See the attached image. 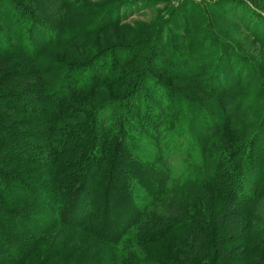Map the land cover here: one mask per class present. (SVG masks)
Instances as JSON below:
<instances>
[{
  "label": "rangeland",
  "instance_id": "obj_1",
  "mask_svg": "<svg viewBox=\"0 0 264 264\" xmlns=\"http://www.w3.org/2000/svg\"><path fill=\"white\" fill-rule=\"evenodd\" d=\"M2 1V3L0 2V9L3 12L10 11L9 2L7 0ZM44 1L46 2L45 5L48 4L45 10L50 13L51 17L60 13V21L64 28H67L68 32L78 31L79 34L67 42H57L56 35L53 39L54 33L51 32L53 36L49 38L50 40L42 43L40 40L50 35V32L40 31L37 35V44H34V49L40 50L36 54V62L41 67L45 64L48 67L50 65L56 67L53 69L42 68V71L35 77L32 74H22L14 68V63L16 64L20 57H11L9 60L0 57V94L17 92L19 95L26 94L28 98L33 100L42 98L41 94L36 93L35 90L42 88V86L44 89H47L48 86H54V81L60 76L63 77L65 65L89 62L94 57V73L89 75V72L85 70L86 66L82 65L83 71L79 74V78L83 79L82 82H90L96 79L98 84L95 88L83 93L75 90L73 86L78 83V81L76 82L77 75L76 78L72 76L64 90L67 92H65L66 95L64 93L63 99L55 97L54 100L45 101L46 106L51 105L47 108H52L53 111L57 107L56 104L59 103V107L63 103L62 108L66 112L72 110L73 113L70 117L67 114L60 119L63 121L62 123L72 124L78 117L85 114L89 104H96L98 107L109 101L112 103L120 102L134 85L137 76L140 75V78L141 73L145 72L147 77H152L151 74L154 73V76L160 81L159 84H153V87H148L149 89L147 88L148 90H144L143 93L138 84V93H142L138 103L137 100L126 102L127 109L132 108L136 112L140 110V113L144 114L138 117L135 112V116L139 120H133L131 123L120 120L118 108L113 117L107 118L106 112L111 107L100 111L97 118L98 123L100 122L99 119L102 118L101 125L104 129L101 138L106 136L104 138L108 139L112 146L115 141L121 139L123 143H120V150L124 151V154L137 155L135 159L138 158V160L133 159L128 165H125V168L131 170L134 166L136 174H139L141 179L153 180L152 183L146 184L144 182L141 185L145 193V203L155 199L154 193H151L148 187L152 188L157 184L158 191L161 189L163 200L154 205L157 210L159 209L161 215L157 216L150 211L143 212L146 222L141 225V231L147 234L155 232L160 228V225H164L166 215L175 219L200 217L205 221H208L210 216L211 219L221 217V222H215L216 224L220 222L215 227V236L223 237V242L226 240L225 243L219 248L218 246L214 247L211 234H209L208 241L200 243L196 240L191 242L190 246L197 247L194 249L197 250V254L200 253L196 255L195 251H190L196 260L195 264H224L226 263L225 254L229 256V253H231V260L228 263L232 261L234 264H248L249 260L242 263L241 257L236 255L241 252V247L235 246L238 241L236 238H241L242 235L248 239L250 253L252 252L253 255L258 253L259 262L255 263L264 264V217H259L257 221H249L246 216L247 220L233 217L223 209L224 202L217 197L205 196L200 202L186 207L182 200L178 201L177 199L181 191L180 181L184 180L181 170L185 169L186 164L180 161L181 156L178 153L169 155L166 153L167 157L159 156L156 153L162 140L168 138L170 128L180 131L187 127L189 131L187 135L189 134L191 141L192 134L196 148L198 147L193 134L201 136L203 143L206 137H210V135L221 130L218 126L215 127V124H219L218 120L228 123L218 135V139L220 137L226 142H241L257 132L260 126L259 120L262 118H259V114L262 113V116L264 114V0ZM103 14L106 16L108 14L107 19L111 22H105L104 25L106 24V26L103 29L94 32L96 20ZM15 16L16 14L12 11L9 19L13 22L16 19ZM115 17L117 18L116 22L113 20ZM3 19L4 16L0 15L1 22ZM206 26H210L211 29ZM5 30L19 34L24 41H26L29 32L27 28L22 27L17 30L13 24L10 29L5 28ZM221 41H226L229 46L222 45L223 47H221ZM105 49L108 52L103 54L102 51ZM219 54L223 55L222 58L220 57L223 63L224 57H227L229 61L227 63L229 76L226 77L225 83H221V86L220 83L216 85L213 80L210 81L209 79L210 68H213V63ZM96 56L99 58L96 59ZM194 57L200 62L207 59L208 64L206 62L201 71L198 68L194 69V78H190V71L187 72V70H190V59H194ZM51 61H54L55 64H51ZM98 63L99 65L102 64L103 70L97 69ZM146 66L148 69H145ZM157 70L167 73V75L164 76ZM201 72L205 76L208 75V78H202ZM94 74L95 76H93ZM163 86L170 90L175 97L180 96L183 105H190V119L186 112L177 111L180 107L175 105L174 96L168 95ZM148 92L153 98L155 107L160 105L156 113L155 108L152 109V106L145 101ZM34 105H38L37 100ZM144 105L145 108H143ZM34 109V114L16 113L11 117L10 120L19 118L28 124L26 127L18 129L17 132L25 130L27 132L34 127L50 124L44 116V112H40V107L37 106ZM205 109L210 112L211 120L204 117L206 115L204 114ZM0 113L8 112L0 108ZM213 114L217 115L218 118L212 117L215 116ZM190 120L194 122L191 124ZM196 120H202V123H196ZM147 126L156 131L155 135L148 132ZM119 128L122 131H119ZM68 135V133H62L60 138ZM257 136L258 140L264 143V123L261 124V130L258 131ZM148 138L151 140L148 141ZM36 141L37 143H32L33 146L41 144L43 149L50 151V147L47 148L50 146L49 142H42V138ZM133 141H136L134 147ZM58 144L61 146L65 143L55 139L54 146H58ZM190 144L192 149L186 147L185 163L188 161L195 163L193 162L196 159L195 155L193 156L190 152L197 149L192 145V142ZM179 146L184 149L185 143L183 142ZM136 149L139 154H136ZM176 149L177 151L182 150L181 148ZM28 155L29 158H35L33 154ZM32 160L27 162L17 159L9 162L8 159H5L1 163L3 165L1 170L8 174L17 175L19 178L33 179L34 181L44 177L46 181H44L45 179L40 180L42 186H34L33 190L38 195L51 193L52 191L49 190L51 183L47 182L50 177L47 174L31 173L36 169ZM46 161L48 162V160ZM167 172H170L169 176L172 175V177L181 174L177 179L173 178L174 180H172L165 177L164 174ZM130 185L131 181L128 180L125 186L129 187ZM34 201L37 202V199L34 198ZM142 201L143 199L140 197L137 199L132 197L133 203L131 205L139 209ZM88 208H90V204L86 203L84 214H86L87 221L93 220L99 226L101 221L97 222L93 216V209L89 210ZM144 208L143 210H148L151 206L146 204ZM31 212H33V207L29 204L7 205L0 203V218L8 219V221L4 220L5 223L0 230V248L5 251L0 252V257L5 256L0 258V264H105L103 262L113 255V251L98 243L97 239L73 230H67L61 226H55L46 232L37 230L36 227L33 230L31 226L38 224V227L42 226L47 222L46 218L50 216L37 211L34 215L39 223L37 221L34 225L33 221H31L33 223L28 221ZM124 213L126 215V212ZM97 217L100 219V216ZM116 217L117 215L112 213L111 222ZM156 217H160V222L156 226H151ZM111 222L108 224L110 225ZM241 225H247V234L241 231ZM4 227L7 232L3 230ZM21 230H25L21 233L24 235H19ZM99 232L105 238L113 234L110 228H105L103 232ZM212 236L214 237L213 234ZM226 237L227 239H225ZM28 240H31L32 244H30L31 247L29 246L26 257L24 256L17 263H11L10 261L19 258L20 255L13 253V258L8 260L7 256L11 255L8 253L10 251L6 250L8 243H11L14 250L20 251L17 246L19 245L18 242ZM170 243V241L162 239V241L145 245V250L155 258L151 263L160 262L162 259L178 262V259L188 254L181 249H175L178 247L172 246ZM188 245L186 241L182 247L186 248Z\"/></svg>",
  "mask_w": 264,
  "mask_h": 264
},
{
  "label": "trees",
  "instance_id": "obj_2",
  "mask_svg": "<svg viewBox=\"0 0 264 264\" xmlns=\"http://www.w3.org/2000/svg\"><path fill=\"white\" fill-rule=\"evenodd\" d=\"M7 1L9 2L11 10L3 12V10L0 9V15L4 16L3 21H0V57L5 60H9L11 57H20L17 63H14V68L22 74H32L34 77L42 71V68H55L56 66L52 65H50L49 68L46 64L41 67L36 62V54L40 51L38 48L34 49V44H37L36 40L38 33L40 31H49L51 35V32H53V39L56 35L58 39L57 42H67L75 35L79 34L78 31L74 30V32H68L67 28H64L60 21V13L55 17H51L50 13L45 10L48 4L45 5L46 2L44 0ZM0 2L2 3L3 1L0 0ZM12 11L16 14V19L13 22L9 19V15ZM107 17L108 14L107 16L103 14L96 20L94 32L106 26L104 23L109 21ZM113 20L116 22L117 18L115 17ZM12 24L16 26L17 30H19V27L27 28L29 31L28 40L26 39V41H24L19 34L12 33L11 31L7 32L5 30V28L10 29ZM206 27L211 29L210 26ZM4 32H7V34H4ZM50 35L43 37L41 40L39 39L40 42H48L50 40L49 38L53 36ZM220 45L221 47H223L222 45L226 47L229 46L226 41H221ZM106 52H108L106 49L102 51L103 54ZM222 56L223 55L219 54V57L216 58L213 63V68H210L211 74H209L210 81L213 80L216 85L220 83V86L221 83L226 82V77L229 76V70L227 68V63L229 62L228 58L224 57L225 61L223 63L221 60ZM97 58H99V56H96V59ZM50 63L55 64L54 61ZM94 63L95 59L93 57L89 62L78 65H65L63 77L60 76V78L56 79L54 81V86H48L47 89H44L42 86V88H37L35 90L36 93H40L42 96V98H36L38 102L36 106L34 105L36 100L28 98L26 94L19 95L17 92L0 94V108L8 112L3 114L0 113V150H2L0 151V203L7 205L29 204L33 207V212L30 213L28 221H33L34 225H36L38 221L34 215L37 211L50 216L46 218L47 222L42 226L38 227L39 224L37 226H31L33 230L36 227L37 230L40 229L46 232L55 226H61L67 230H73L97 239L99 241L98 243L107 246L108 249L113 251V255L103 262L105 264H195L196 260L190 251H195L196 255L200 253L197 254V250L194 249L197 247L190 246L191 242H195L196 240L200 241V243L208 241L209 234H211L214 247L218 246L219 248L225 243L226 240L223 242V237L215 236V227L221 222V217L211 219L212 217L210 216L209 220L205 221L200 219V217H183L175 219L166 215L164 225H160V228L156 230L157 232L155 231L148 234L142 232L141 225L146 222L143 212L150 211L154 212L157 216L161 215L158 211L159 209L157 210L154 206L158 201L161 202L163 200V198H161V189L158 191L156 188L157 184L155 187H148L150 192L154 193L155 199L145 203V193L141 185L144 182L146 184L152 183L153 180L141 179L140 175L136 174V168H134V166L131 170L125 168V165H128L133 159L135 161L138 160V158L135 159L137 155L124 154V151L120 150V143H123L121 139L115 141L112 146L109 140L104 138L106 136L101 138V133L104 129L101 125L102 118L99 119V123L97 122L100 111L109 107H111V109L106 112L107 118L113 117L118 108V112L120 113L118 117L120 120L128 123H131L133 120H139L135 116L136 110L126 108V102L137 100L138 103L139 97L144 90L148 87H153V84H159L160 81L154 76V73H150L152 77H147L145 72H142L143 74L141 73L140 78V75L137 76L134 85L130 91L125 94L126 97L120 100V102L112 103L109 101L98 107L96 104H89L85 114L78 117L72 124H65V122L62 123L63 121L60 120L67 114H69L68 117H70L73 113L72 110L71 112L63 110V103L61 107H59L60 103L56 104L57 107L54 109L55 111H53L52 108H47L51 105H45V101L54 100L55 97L63 99L64 93L67 92L64 90L68 82L71 81L72 76L76 78L77 75L76 82L78 81V83L73 86L75 90L83 93L84 91H91L95 88L98 84L95 81L96 79L90 82H82L83 79L79 78V74L83 71V67L81 66H86L85 70L89 72V75H92L95 71ZM205 63L208 64L207 59L201 62L195 60V57L194 59H190V70H187V72L190 71V78H194L193 70L198 68L200 69L199 71H201L203 65H206ZM101 66L102 64L99 65L98 63L97 69L101 68L103 70ZM145 69H148V66H146ZM157 71L164 74V76L167 75V73H163L160 70ZM201 74L200 76L202 78H208V75H203V72H201ZM93 76H95V74ZM62 78L63 80H61ZM138 84L140 85L139 88L142 90V93H140L141 95L138 93ZM163 87L168 95H173L170 90L165 88V86ZM42 89L44 90L42 91ZM179 97L174 96L173 98L175 105L180 107L177 111L180 112L181 110L186 112L187 117L190 119V105H183ZM152 99L149 92L146 93L145 101L148 105L152 106V109L155 108L156 113L160 105L155 107ZM42 102L44 104H41ZM37 106L40 107V112H44V116H46L50 124L47 126L41 125L34 127L31 130H27V132H25L26 130L17 132L18 129L26 127L28 124L27 122L21 121L19 118L10 120L11 117L16 113L34 114V108ZM143 108H145V105ZM136 114L138 117L144 115L140 113V110L137 111ZM204 114H206L204 117L211 120L210 112L205 109ZM41 115L43 116V113ZM212 117L218 118L217 115ZM259 118H261V120H259L260 126L257 132L248 139L237 143L226 142L220 137L218 139V135L224 130L223 127L228 124L218 120L219 124H215V127L218 126L221 130L210 135V137H206L203 143L201 141V136L193 134L198 148H196L193 143L192 134L190 141L189 134L187 135V133H189L187 127L182 128L180 131L173 128L169 129L168 138L162 140L160 148L156 153L159 156L165 157L171 153H178L181 156L180 161L186 164L185 169L183 168L181 170L184 180L180 181L181 191L178 197L176 195L178 201L182 200L187 207L200 202L205 196L210 198L217 197L224 202L223 209L228 211L229 215L233 217L244 220L246 216L249 221H257L259 217H264V143L258 140V136L256 137L258 131L261 130V124L264 123V114L262 116V113H260ZM190 122L192 124L194 121L190 120ZM197 122L201 124L202 120H196V123ZM147 128L150 134L155 135V130H152L150 126H147ZM106 131L108 130L106 129ZM119 131H122V129L119 128ZM62 133H68L69 135L60 138ZM142 137L147 138L145 136ZM41 138L43 139L42 142L50 143V146L47 148L50 147L49 149L52 153L47 149H43L41 144H39V146L32 145V143H37L36 140ZM117 138H119V136H117ZM55 139H59L60 142L62 141L65 144L54 146ZM149 140L151 139L148 138V141ZM181 142L185 143L184 149L179 146L182 145ZM191 142L197 149L190 152L193 156L195 155L196 159L193 161L195 163H190L189 161L185 163L186 147L192 149ZM132 143L134 147L136 141ZM175 148H181L182 150L177 151ZM166 153H168V155ZM28 154H33L35 158H29ZM136 154H139L137 153V149ZM5 159H8L9 162L17 159L30 162L29 160L33 159L32 163L36 165V169L31 173L47 174L50 177L47 182L52 185H49V190L52 192L43 195H38L34 192V186H42L40 180L45 179L44 181H46L44 177L34 181L33 179L19 178L17 175L8 174L1 170L3 168L1 163L3 160L5 161ZM46 160H48V162ZM142 170L144 171V168H142ZM133 174H135V176H133ZM164 175L167 179L172 180H174L173 178L177 179L179 177V175L174 177H172V175L169 176L170 172ZM128 180L131 181V185L126 187L125 183ZM132 197L133 199H137L138 197L143 199L139 209L131 205V203H133ZM34 198L37 199V202L34 201ZM86 203L90 204L89 210L93 209V216L97 219V222H99V220L101 221V224L99 222V226L96 225L93 220L87 221V217H85L86 214H84ZM146 204L150 205L151 208L143 210ZM126 205L127 207H125ZM35 207L38 209L37 211ZM124 212H126V215ZM112 213L117 215L116 219L112 220L113 222L110 220ZM97 216H100V219ZM247 218L245 219L247 220ZM4 220L8 221V219L4 217L0 218V230L1 227H3V223H5ZM160 220V217H156L151 226H156ZM216 221L220 222L216 224ZM109 222H111L110 225L108 224ZM241 226V231L247 234V225ZM105 228H110L111 231H113V234L108 238L102 237V233L99 232H103ZM3 230L7 232L5 227ZM24 231L25 230H21L19 235H24L21 234ZM242 236L241 238H236L238 241L235 246L241 247L240 254L236 255L241 257L242 263L243 261L246 262L249 260L248 264H256L255 262L258 261V253L254 255L252 252L250 253L248 250V239L246 236ZM162 239L170 241V245L178 247L175 249H181L188 254L178 259V262H175L176 260L168 261L162 259L160 262L151 263L155 258L145 250V245L162 241ZM225 239H227V237ZM186 241L189 245L183 248L182 245L185 244ZM18 243L19 245L17 246L20 248V251L14 250L11 243L7 245L6 250L10 251L8 253L12 255V257L11 255L7 256L8 260L13 258V253H18L20 255L19 258L17 257L18 259L15 258L10 261L11 263H17L23 259L28 253L27 251L29 250L30 244H32L31 240ZM233 243H235L234 240ZM0 252L5 251L0 248ZM225 255L226 263H228L229 260H231V253H229V256L227 254ZM4 257L5 256H2L0 258ZM228 264L234 263L231 261Z\"/></svg>",
  "mask_w": 264,
  "mask_h": 264
}]
</instances>
